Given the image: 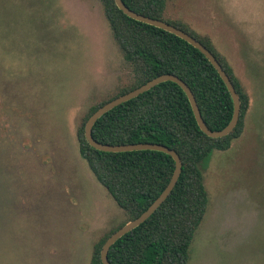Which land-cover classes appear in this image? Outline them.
Returning a JSON list of instances; mask_svg holds the SVG:
<instances>
[{"label": "rangeland", "instance_id": "1", "mask_svg": "<svg viewBox=\"0 0 264 264\" xmlns=\"http://www.w3.org/2000/svg\"><path fill=\"white\" fill-rule=\"evenodd\" d=\"M250 98L244 129L203 167L188 264H264V0H166ZM132 73L101 0H0V264H90L128 222L78 151L89 109Z\"/></svg>", "mask_w": 264, "mask_h": 264}, {"label": "trees", "instance_id": "2", "mask_svg": "<svg viewBox=\"0 0 264 264\" xmlns=\"http://www.w3.org/2000/svg\"><path fill=\"white\" fill-rule=\"evenodd\" d=\"M122 1L139 14L164 20L166 0ZM101 2L132 79L117 95L89 109L77 130L78 151L97 181L126 212L128 220H132L165 188L175 168L174 160L169 154L155 150L104 152L93 148L84 136V125L90 115L109 100L166 73L177 76L190 88L205 124L212 130L228 124L233 102L220 75L197 48L173 33L128 17L114 0ZM166 22L193 36L215 56L239 95V119L226 136L205 135L182 88L175 82L164 81L96 120L92 127L95 140L106 144H162L174 150L182 163L180 176L162 204L111 245L107 254L111 264H188L189 247L208 203L203 167L213 150L229 149L231 141L241 135L250 109L247 92L211 40L183 23ZM124 224L94 245L90 264H102L103 243Z\"/></svg>", "mask_w": 264, "mask_h": 264}, {"label": "water", "instance_id": "3", "mask_svg": "<svg viewBox=\"0 0 264 264\" xmlns=\"http://www.w3.org/2000/svg\"><path fill=\"white\" fill-rule=\"evenodd\" d=\"M116 6L119 10H121L125 15H127L130 18H133L137 21L144 22L146 24L161 28L165 31H168L170 33H173L177 35L178 37L184 39L191 45H193L195 48H197L204 56L209 60V62L214 66L218 74L220 75L221 79L225 83L232 102H233V113L230 121L228 124L220 129V130H212L205 124L201 113L199 111V107L197 105V102L195 100V97L190 90V88L183 82L180 78L173 74H161L159 76H156L155 78L147 81L146 83L142 84L141 86L126 92L120 96H117L116 98H113L112 100H109L104 105L99 107L93 114L90 115V117L87 119L84 125V136L86 141L92 146L93 148L104 151V152H124V151H135V150H155L164 152L166 154H169L175 163L174 171L165 186V188L162 190V192L155 198V200L147 207L146 210H144L138 217L129 220L124 225H122L120 228H118L116 231H114L103 243L101 250H100V260L102 264H111L108 260L107 254L109 251V248L117 239H119L121 236L132 230L133 228L137 227L139 224L143 223L161 204L162 202L168 197L170 192L173 190L182 169V163L181 159L178 156V154L168 148L167 146H164L162 144H156L151 142H139V143H131V144H106L99 142L95 140L92 136V127L96 120L101 117L105 112L109 111L110 109L114 108L115 106L130 100L139 94L149 90L153 86L157 85L158 83L164 82V81H172L177 83L184 93L186 94L194 117L196 119V122L200 128V130L207 136L212 138H220L223 136H226L229 134L234 127L238 123L239 114H240V98L237 92L235 91V88L229 78V76L226 74L218 60L215 58V56L198 40H196L193 36L188 34L187 32L181 30L180 28H177L173 26L172 24L161 20L157 18H151L149 16H145L142 14H139L133 10H131L129 7L125 5V3L122 0H114Z\"/></svg>", "mask_w": 264, "mask_h": 264}]
</instances>
